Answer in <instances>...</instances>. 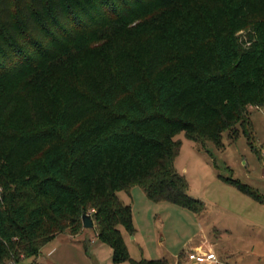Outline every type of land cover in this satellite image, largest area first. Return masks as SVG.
I'll list each match as a JSON object with an SVG mask.
<instances>
[{
    "label": "trees",
    "instance_id": "16d2710c",
    "mask_svg": "<svg viewBox=\"0 0 264 264\" xmlns=\"http://www.w3.org/2000/svg\"><path fill=\"white\" fill-rule=\"evenodd\" d=\"M254 109L264 0H0V264L81 234L85 214L115 263L171 264L131 258L119 192L204 213L176 137L224 149L242 128L251 140Z\"/></svg>",
    "mask_w": 264,
    "mask_h": 264
},
{
    "label": "rangeland",
    "instance_id": "374dc122",
    "mask_svg": "<svg viewBox=\"0 0 264 264\" xmlns=\"http://www.w3.org/2000/svg\"><path fill=\"white\" fill-rule=\"evenodd\" d=\"M255 134L249 140L239 128L235 140L228 133L223 136L224 149L212 143L198 144L186 138L184 133L176 139L182 149L176 159L177 170L190 184V195L203 201L209 211L219 199L227 201L228 208H236L247 214L249 198L231 184L219 180V176L238 179L244 184L260 187L264 175V111L254 109L251 114ZM257 185V186H256ZM264 191V190H263ZM261 191L262 193H264ZM120 199L133 208L136 232L130 235L121 228L131 258H168L174 261L186 249L189 250L200 234H211L217 222L214 213L199 215L169 202L151 201L145 190L134 187L130 193L119 192ZM217 209V207H216ZM216 212V211H215ZM217 213V212H216ZM217 225V223H216ZM192 262V261H191ZM11 264H132L131 261L115 263L112 248L98 238V226L84 228L77 236L62 234L45 245L38 257L25 258Z\"/></svg>",
    "mask_w": 264,
    "mask_h": 264
},
{
    "label": "crops",
    "instance_id": "0c3cea01",
    "mask_svg": "<svg viewBox=\"0 0 264 264\" xmlns=\"http://www.w3.org/2000/svg\"><path fill=\"white\" fill-rule=\"evenodd\" d=\"M219 180L228 183L220 176ZM259 184L260 187L256 185V188L250 184L247 185L256 190L262 196L263 201H258L246 194L251 198L249 203L246 200L240 201L242 206L244 203L249 205L250 210L247 214H242V211L236 208H228L227 201L219 199L214 203L212 211H209V207L206 208L207 211L205 210L208 214L209 212L214 213L217 219V225L216 223L213 225L215 227L213 233L200 234L197 242H194L189 250L186 249L175 256L174 261L165 259L171 264H199L195 261H188L186 255L189 251L203 250L215 252L220 260L229 264H264V193L261 192L264 190V175ZM182 253L183 257H181Z\"/></svg>",
    "mask_w": 264,
    "mask_h": 264
},
{
    "label": "built area",
    "instance_id": "2783aa9c",
    "mask_svg": "<svg viewBox=\"0 0 264 264\" xmlns=\"http://www.w3.org/2000/svg\"><path fill=\"white\" fill-rule=\"evenodd\" d=\"M188 261H195L199 264H229L219 259L213 251L194 250L186 255Z\"/></svg>",
    "mask_w": 264,
    "mask_h": 264
},
{
    "label": "water",
    "instance_id": "95a60500",
    "mask_svg": "<svg viewBox=\"0 0 264 264\" xmlns=\"http://www.w3.org/2000/svg\"><path fill=\"white\" fill-rule=\"evenodd\" d=\"M83 226L86 229H91L94 227V221H93L91 215L85 214L83 216Z\"/></svg>",
    "mask_w": 264,
    "mask_h": 264
}]
</instances>
